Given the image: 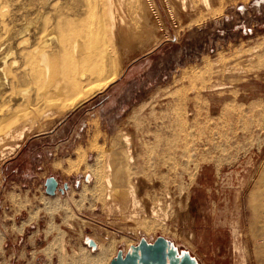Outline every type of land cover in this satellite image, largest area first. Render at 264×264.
<instances>
[{"label": "rangeland", "instance_id": "obj_1", "mask_svg": "<svg viewBox=\"0 0 264 264\" xmlns=\"http://www.w3.org/2000/svg\"><path fill=\"white\" fill-rule=\"evenodd\" d=\"M81 1H2L0 264H80L113 242L103 261L108 264L117 250L157 236L198 264H264L261 224L250 209L264 171V0H208L207 6L151 0L156 15L143 0L144 30L136 18L130 42L117 43L114 59L105 61L102 78L120 69L118 78L63 109L61 97L71 90L65 78L30 71L23 52L35 48L40 36L56 41L55 24L79 16ZM11 128L26 130L19 140L5 136ZM23 142L14 174V167L3 165ZM128 148L134 155L129 164ZM107 166L118 173L111 176L112 198L104 200L107 189L97 178L103 180ZM48 176L66 189L46 195ZM133 177L140 203L135 211L125 193ZM14 213L18 220L11 219ZM54 217L66 227L85 226L77 246L66 252L63 237L56 238L55 260L48 258L45 239L30 255L1 253L16 225H44L46 235ZM23 238H11L12 247Z\"/></svg>", "mask_w": 264, "mask_h": 264}, {"label": "bare ground", "instance_id": "obj_2", "mask_svg": "<svg viewBox=\"0 0 264 264\" xmlns=\"http://www.w3.org/2000/svg\"><path fill=\"white\" fill-rule=\"evenodd\" d=\"M2 1H0V10L3 9L2 6L5 3V1L4 3H2ZM199 1L203 5H206L208 3V0H199ZM149 2H150V6L153 7L152 9L154 10V14L155 15L158 14L156 8L153 6L152 1L149 0ZM7 3L8 2H6V4ZM81 4H82L80 5V7H82L80 11L81 13L80 12L77 13V14L80 13L79 16H75L72 18H70V16L69 17L67 16V18L61 19L60 22L55 24V28L57 30L56 41L53 39L55 38V36H53L52 38L49 34V36L51 37L50 38L47 35H43L40 36L38 45H36L35 48H33L32 50H27L26 52L24 50L23 52L24 59L28 63L27 66L29 67L30 71H34L37 73L44 72L46 74L51 72L54 76L61 75L65 78L66 84L69 86L71 90L67 91L64 97H61L62 98L61 106L63 109L70 108L76 105L77 103L84 101L85 99L92 96L96 92L105 89L107 86H109L113 81H115L118 78V76L121 73L120 69L118 71L112 72L113 74H111L110 77L106 79L102 78L103 77L102 73L106 70L105 61L107 58L110 59L108 56L109 55L111 56V53L114 52L115 45H118L117 43H121L119 45L124 46L125 44L130 42L129 40L132 34L130 27L132 25V22L136 18H138L139 29L140 31H143L144 26L140 25V21L145 22L147 19V14H146L147 11H145V5L143 0H82ZM3 18L4 17L0 15V23H3ZM52 39L55 41L54 48H50L49 45L50 43L49 41ZM23 43L24 41H22L20 44L22 45ZM21 45L19 47H21ZM18 51H20V49ZM113 59L114 58L112 57V60ZM5 60L3 61L5 62ZM24 70H27V68L26 69L24 68ZM211 88H213V86L206 87L204 91L211 90ZM49 99L50 98L48 97V100ZM187 115H191V114L186 113V117H189ZM24 130L26 129L22 128L21 132H19V128L18 129L11 128L6 132L5 136L11 137V135L17 134V137L20 140L22 138V134ZM0 141H2L1 138ZM123 142L126 146L130 145V139L127 135L123 137ZM125 150H126V154L124 153L126 155L125 161L127 162V164L132 163V161H134L133 159L134 155L131 153V150L129 148ZM128 168L129 167L123 169L125 173L128 171ZM105 169H106L105 170L106 174L103 176V180H101L100 177L98 178L96 177V178H97V182L100 181L101 183V181H103L102 184L107 189L106 194H104V200L105 199L109 200L112 198V194H114L112 193L114 191H112L113 188H112L111 176L116 175L117 171L111 170L109 166H107V168ZM261 174L262 175L259 178L255 189L251 193L252 195L250 194L251 195L250 200L254 202V203L251 202L253 206H251L250 204L251 206L250 209L253 207L252 212L256 213L257 219L259 218V221L258 220L257 221L260 222L261 224L260 226L261 230H259L260 232L258 236L260 240L263 242L262 244L264 245V171ZM100 183H98V185ZM136 184H137V180L136 178L133 177L132 181L128 182V184L125 186L126 187L125 193L130 201L129 207H131L134 211L136 210L137 207H139L140 204L136 189L138 186H136ZM109 189H111L112 191L111 193ZM166 198L169 199V196L166 195ZM158 206H161V204L158 203L157 207ZM151 213L153 214L152 216L155 215V212L152 211ZM135 214L137 215L136 212ZM88 240L91 239L89 238L85 239L84 243L88 244ZM111 243L113 242L108 243L106 246H99L98 253L92 258L81 257L80 264H88V263L103 264L104 258H106L105 256L107 255L108 251L111 249L112 246ZM168 244L175 247L170 241H168ZM88 246L90 248L92 247V249L93 248L97 249V245L95 243L94 246H90V245ZM176 250L181 251L178 250L177 248Z\"/></svg>", "mask_w": 264, "mask_h": 264}, {"label": "crops", "instance_id": "obj_3", "mask_svg": "<svg viewBox=\"0 0 264 264\" xmlns=\"http://www.w3.org/2000/svg\"><path fill=\"white\" fill-rule=\"evenodd\" d=\"M25 142H23L20 145V148L18 147V149L15 151L14 154H12V156L5 161L3 167L4 169H11L13 168L15 165L19 164L21 157H22V150L23 147L25 146ZM10 172H13L14 174L17 172L16 168L14 167L13 169H11ZM54 176V175H53ZM56 179V177H55ZM10 184H15L16 181L9 180L8 181ZM18 214L14 213L11 215V219L18 220ZM25 219V218H24ZM53 221V225L50 228L49 231H47V234H44V230H45V226L44 225H37L34 222L30 223V224H22L21 226L18 224V226H20V228L17 227L16 225V229L12 232L9 230V232L7 233V236L9 237V241H10V246L4 245V247L1 250V253L4 254H8V252L12 253L17 252V253H27V254H31L34 253L36 251H38L42 245V242L46 241V245L48 246L49 252H48V258H52V260L57 258V254L59 252V242L58 239L59 237H63V241L64 242V248L65 251H69L71 250V246L74 244L77 246V244L81 241V239L84 237L85 234V226L84 225H75L72 228L70 227H66L63 223V219L61 217H54L52 219ZM10 227V226H9ZM22 237L24 236V240L22 241V244H15V247H12L13 241H15L18 237ZM37 237H39V239H37ZM88 237H85V239H87ZM52 245V248H51ZM14 249V250H13ZM127 249L121 250L122 252H125ZM52 254V255H51ZM115 255V254H114ZM113 255V256H114ZM112 256V257H113ZM110 257V258H112ZM109 258V259H110ZM108 259V261H109ZM49 260V259H48ZM10 261V260H8ZM74 262V261H73ZM72 259L71 262L69 264H73ZM78 264V263H76Z\"/></svg>", "mask_w": 264, "mask_h": 264}, {"label": "water", "instance_id": "obj_4", "mask_svg": "<svg viewBox=\"0 0 264 264\" xmlns=\"http://www.w3.org/2000/svg\"><path fill=\"white\" fill-rule=\"evenodd\" d=\"M66 183L58 186L57 180L48 176L43 181V191L46 195H53L55 191L63 192ZM88 245L94 246L92 240ZM108 264H198L187 251H177L175 247L168 244L162 236H157L152 242L139 238L136 244L129 246L128 250L122 252L117 250L115 255L109 259Z\"/></svg>", "mask_w": 264, "mask_h": 264}]
</instances>
